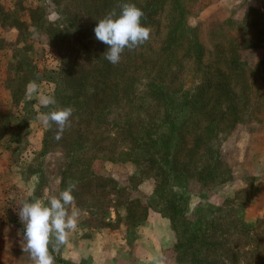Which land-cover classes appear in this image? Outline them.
I'll return each mask as SVG.
<instances>
[{
    "label": "trees",
    "instance_id": "1",
    "mask_svg": "<svg viewBox=\"0 0 264 264\" xmlns=\"http://www.w3.org/2000/svg\"><path fill=\"white\" fill-rule=\"evenodd\" d=\"M46 1L58 19L46 20L43 5H0V29H14L23 50L6 65L0 100L9 91V105L18 108L26 85L36 79L48 83L47 95L57 106L74 109L59 141L53 124L31 150L37 183L44 180L40 158L51 150L61 155L52 162L58 190L77 182L79 211L107 218L111 208L125 230L139 226L148 210L164 218L174 237L168 250L173 264H264V214L253 222L241 217L252 205L251 183L236 186L207 216L199 215V203L188 206L192 193L204 192L205 198L210 187L230 185L223 145L233 130L249 123L264 127V0H254L255 6L239 0L224 19L191 28L187 19L202 8L201 0ZM123 2L143 10L141 22L151 33L113 65L103 57L108 46L95 38L94 28ZM29 28L54 52V70L31 71L25 55ZM29 105L21 104L16 124L0 111V141L7 139L14 150L29 134L24 110L37 109ZM106 163L130 164L132 174L118 183L106 176ZM146 183L152 184L153 205L142 193ZM53 255L55 264H68Z\"/></svg>",
    "mask_w": 264,
    "mask_h": 264
},
{
    "label": "rangeland",
    "instance_id": "2",
    "mask_svg": "<svg viewBox=\"0 0 264 264\" xmlns=\"http://www.w3.org/2000/svg\"><path fill=\"white\" fill-rule=\"evenodd\" d=\"M21 1L24 6L38 4L46 7L44 10V13L47 14L46 20L54 21L58 19L53 13V7H49L46 0ZM11 2L12 0H0V5L5 10H10L12 6ZM201 2L203 6L198 10V13L187 19L186 24L189 28L193 27L197 22L222 20L229 15L232 9L239 6V0H217L211 4H206L205 0H201ZM248 3L250 6L257 5L254 0H250ZM26 38L27 41L25 44L28 46V52L25 55L31 60V71L35 75H39L43 71L54 70L57 61L54 52L48 48L45 37L32 35L31 28H29ZM16 53L23 54L22 44L16 42V31L14 29L2 30L0 32V78L4 76V69L7 63L11 60L12 55ZM186 81L188 82L189 78L186 77ZM39 86L41 93L47 94V92L51 91V87L48 86L47 82H43ZM22 99L30 105L33 104L37 109L29 111L30 109L27 107L24 110L29 112L28 115L24 114L25 117H23L29 119V134L27 137L19 139L17 150H14V147L10 145L7 139L0 141V226L5 223L11 233V237L17 233L23 240V236L20 235V229H24V226L18 216L19 203L24 199L32 198H39L47 202L51 196L58 195V180L55 178V167L52 162L59 160L61 155L48 150L40 158L39 162L43 165L42 172L44 180L37 183V180L32 174L30 162L32 156L30 152L39 146L42 141L43 131L46 128L37 119L43 106L41 107L39 104L37 96L28 97L26 95V87L22 94ZM0 101L3 106L0 107V111L2 113L5 112L11 119H14L13 124H16V119L21 115L19 109L24 101H19L18 108L12 109L9 105V91H3ZM223 150L224 158L232 175L230 185L210 187V193L205 198H203L204 192L198 191L197 194L192 193L188 200L189 209L191 208L193 210L196 204L199 203L201 206L197 207V211L200 213L199 215L207 216L209 210L223 196L230 193L232 189L242 183H251L249 194L253 196L252 205L249 211L242 213L241 217L246 222H253L254 219L264 214V127L260 125L258 127L250 123L236 127L224 142ZM131 168L132 166L130 164H105L106 176H109L118 183H121L122 180L132 174L131 170L133 171V168ZM142 187V193L147 196L148 202L153 205L155 196L152 192V184L146 183ZM180 191L182 190L180 189ZM184 196L187 197L188 195L185 194ZM149 212L152 211L148 210L147 214ZM3 216L5 219H3ZM105 218L106 215H102L99 211L96 213L80 211L77 229L69 233L68 242H70V249L66 251L64 245H62L54 254L60 256L68 264H96V262H92L91 257H80V252H82L81 248L87 246V249L88 247L95 249L101 254L102 259H99L98 264L102 263V261H112V264H153V261L142 262L134 259L129 255V250L125 246V243L118 244L120 238L121 240L126 239L130 245V242L136 237L135 229L125 230V223L122 222L120 224L114 220L115 216L111 208L108 209V215ZM106 220L109 223L102 225L103 221L105 222ZM161 221L166 225V231L170 233L166 221L162 219ZM98 224H101V227H95ZM120 227L122 229L119 231ZM151 230L159 233L160 236L164 235V228L161 224L157 226H146V234ZM168 240L166 238L165 242ZM169 249L162 252V256L166 258L165 263L172 261L168 257L170 255L168 254ZM69 250L72 252H69ZM28 254V252L22 254L21 258L26 257ZM69 254H74V258L69 259L65 257ZM118 255L121 257L120 260H118Z\"/></svg>",
    "mask_w": 264,
    "mask_h": 264
},
{
    "label": "clouds",
    "instance_id": "3",
    "mask_svg": "<svg viewBox=\"0 0 264 264\" xmlns=\"http://www.w3.org/2000/svg\"><path fill=\"white\" fill-rule=\"evenodd\" d=\"M116 9L98 20L94 28L95 38L108 46L103 57L111 64L120 62L125 49L132 51L150 39L151 28L142 24L145 13L134 3L123 2ZM36 79L26 85V95L38 97L39 104L49 111L42 112L37 119L48 128L56 125L54 139L59 141L66 128L70 127L71 106L59 107L54 96L41 93ZM77 182L67 186L45 202L39 198L24 199L19 203L18 216L24 226L22 249L28 252L33 264H55L53 253L67 244L69 233L78 226L80 211L74 207L73 195ZM51 246V248H50ZM166 258L157 256L153 264H165Z\"/></svg>",
    "mask_w": 264,
    "mask_h": 264
},
{
    "label": "crops",
    "instance_id": "4",
    "mask_svg": "<svg viewBox=\"0 0 264 264\" xmlns=\"http://www.w3.org/2000/svg\"><path fill=\"white\" fill-rule=\"evenodd\" d=\"M2 30L4 29H0V32ZM8 30H11V29H8ZM5 73H6V67L4 69V76H5ZM4 76L0 78V85H1L2 80L5 78ZM3 219H5L4 216H3ZM161 219L165 220L164 218L159 216L157 213L149 212L146 215L144 221L135 228L136 237H134L132 243L129 246H126L125 244V246L129 250L130 256L142 262L153 261L154 257L162 256V252L164 250L172 247V245L174 244L173 234L169 229L168 222L165 220L171 235L170 233L166 231V228H165L166 225L164 224V222L161 221ZM159 224H161L164 228V235L163 236L161 235L162 237L159 235V233H156L153 230H151L148 234H146L145 232L146 226L148 225L157 226ZM121 229L122 227L119 228V231ZM13 236L11 237L10 231L6 227V224L3 223V225L0 226V264H33V261L31 260L29 254L26 255V257H22L23 259L21 258L22 254L26 253V251L24 252L22 249V239H21L22 237H20L17 233H15ZM166 238L169 239L167 242H165ZM123 243H125V240L124 239L121 240L119 238L118 244L121 245ZM64 249L66 251L70 249V242H67V244L64 245ZM81 249H82V252H80V257H91L92 262H96V264H98L99 259H102V256L101 254H99V251L95 249H91L89 247L87 249V246ZM69 252H72V251L69 250ZM103 253H106V252H103ZM65 257L69 259L74 258V254L73 255L69 254L68 256H65ZM120 258L121 257L119 256L118 260H120ZM107 262L102 261V263H99V264H112V261L108 263ZM165 264H173V261H169Z\"/></svg>",
    "mask_w": 264,
    "mask_h": 264
}]
</instances>
